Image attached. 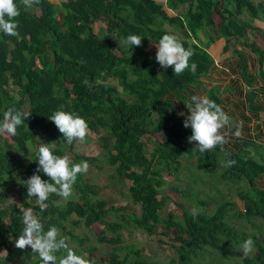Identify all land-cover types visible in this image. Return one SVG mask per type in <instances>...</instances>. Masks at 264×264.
<instances>
[{"label":"trees","instance_id":"16d2710c","mask_svg":"<svg viewBox=\"0 0 264 264\" xmlns=\"http://www.w3.org/2000/svg\"><path fill=\"white\" fill-rule=\"evenodd\" d=\"M14 3L20 6L19 0ZM20 12L16 18L19 35L0 32V119L9 107L29 114L11 136L13 143H0V251L6 252L5 262L11 264L18 255L14 240L24 227L21 207L31 208L45 231L55 226L60 237L76 240L86 256L80 254L90 264H159L125 242L122 232L126 227L170 239L177 254L173 264H201L210 250H241L248 236L237 229L234 219L264 220V188L258 186L264 164L250 157L253 145L247 142L241 151L227 152V143L204 153L195 150V142L187 139L191 129L185 128L183 121L188 114L185 103L197 95L194 88L215 65L209 51L215 42L213 32L226 38V51L234 49L244 58L242 51L250 50L263 68L264 29L254 26L245 15L264 21V0H167L166 4L158 0H40L29 11L20 6ZM164 34L175 35L193 52L189 69L179 76L171 67L164 69L156 62L154 47ZM129 35L140 36L142 45L125 46L123 41ZM192 63L197 65L194 74ZM247 73L248 67H244L252 86L254 78ZM208 98L221 107L219 88L210 89ZM57 110L81 116L88 130L98 135L119 177L131 182L129 191L140 203V215L110 205L83 174L73 185L77 199L67 203L50 194L48 207L41 212L35 198L27 196L25 181L38 164V149H30L37 133L46 144L55 142V155L67 156L70 151L73 164L87 161L92 165L96 160L77 152V141L67 144L48 119ZM195 157L199 170L207 173L219 170L221 163L235 162L226 166L222 179L247 182V190L239 193L244 210L234 201H224L213 212L192 210L197 213L195 218L185 207L180 219L162 216L169 198L164 193L169 184L165 170L174 174L183 167V158ZM13 193L21 205L2 206ZM198 203L208 206L202 200ZM81 224L88 228L101 225L97 241L110 246L111 251L98 254V246L86 245V239L69 229V225ZM251 239V254L242 250L231 253L242 257L240 264H264V240ZM69 246L78 255L80 251ZM24 250L28 264H41L30 247Z\"/></svg>","mask_w":264,"mask_h":264},{"label":"clouds","instance_id":"9594fccd","mask_svg":"<svg viewBox=\"0 0 264 264\" xmlns=\"http://www.w3.org/2000/svg\"><path fill=\"white\" fill-rule=\"evenodd\" d=\"M40 0H19V5L25 11L32 10ZM20 6L14 0H0V32L7 36H18L17 17L21 14ZM125 46L139 47L142 38L138 35H129L123 41ZM156 62L161 68L171 67L174 75L179 76L189 69V59L193 52L186 50L178 38L172 34H164L159 43L156 44ZM197 65L192 63L190 71L194 74ZM188 114L185 116L183 126L191 129L188 142H195V150L204 153L211 151L217 145H224L228 141L226 135L221 131L229 124V117L211 99L204 95H192L190 101L185 103ZM180 115H184L181 113ZM29 114L15 107H9L0 119V135L15 136L18 126L24 124ZM48 119L53 122L62 137L71 145L73 141L83 142L88 134V123L81 116L63 110L55 111ZM234 135L239 137L240 131ZM55 142L42 143L36 153L38 161L36 171L25 181L27 185V196L34 197L41 212L47 209L46 201L50 194L68 199L73 192L79 174H86L89 169L87 161L73 164L68 156L54 154ZM234 161H228L226 166H231ZM38 173H43L49 179L44 180ZM23 212V230L15 240V247L24 250L30 247L32 253L38 255L41 264H90V261L69 246L66 237L59 236V229L51 226L47 231L43 224L33 213L31 208H19ZM194 218L195 211L190 213ZM241 250L248 255L254 250V241L251 238L244 240ZM57 253H63L59 257Z\"/></svg>","mask_w":264,"mask_h":264},{"label":"rangeland","instance_id":"374dc122","mask_svg":"<svg viewBox=\"0 0 264 264\" xmlns=\"http://www.w3.org/2000/svg\"><path fill=\"white\" fill-rule=\"evenodd\" d=\"M158 1L164 4L167 2V0ZM36 10L39 11L37 8ZM245 17L254 26L260 25V27L264 28V21L258 22L253 20L249 14H246ZM213 35L215 42L212 44L210 53L216 60H220L223 58V53L225 52L224 45L227 40L225 37H219V35L215 34L214 32ZM154 48L155 51H157L156 46ZM11 89L16 90L13 88V86H11ZM182 112L184 111L182 110ZM221 131L224 134L226 133V130L222 129ZM232 136H235L234 133H232ZM226 137L228 141L227 144H229L232 139L227 135ZM9 141L11 144L13 143L10 135H0V143L2 145H5L6 142ZM42 143L46 144V141L39 133H37L30 149H38ZM233 147L234 146L229 145L226 148V151L230 152L231 150H234V148L237 151L239 150L237 149L238 147ZM75 150L85 154L86 156H91L96 159L92 165H89L88 172L83 174V176L90 185L95 186L99 190V194L103 199H105L110 205L124 207L127 213L136 215L141 214V206L139 201L134 198L129 191L131 182L119 177L116 172V168L109 161V154L102 148L99 137L96 133L88 130L85 140L83 142H76ZM14 153L18 155L21 154L15 149ZM249 153L250 157L264 164V143H258L253 147H250ZM67 156L69 159L73 158V154L70 151L67 152ZM182 163L183 167L178 171L174 170V174H169L165 170V178L169 184L165 186L164 193L169 196V198L165 200V207L162 212L163 217L174 216L176 219H180L183 213L182 207H185L190 211L201 209L213 212L216 206L224 201H234L239 210H244L245 203L241 199L239 193L242 191L245 192L247 190V182L242 180L234 183L233 181L222 179V174L226 170V166L223 163H221L222 166L219 170H216L212 173L199 170L196 157L191 160L183 158ZM6 178L9 179L8 177ZM258 186L264 188V177L259 180ZM70 199H77L76 191L74 189L72 196L66 200L62 199V202L67 203ZM198 200L208 202V206H202L198 203ZM1 203L4 207H18L21 205V200L17 194L13 193L6 201ZM234 225L237 227V229L245 231L248 238L256 236L262 241L264 240L263 219H254L252 222L234 219ZM69 229H72L74 234L78 235L80 238L86 239V245L98 246V254L103 255L111 251L110 246L101 245L97 241V236L102 229L101 225H96L92 228H88L84 224L76 227L69 225ZM122 235L125 238V242L127 244L135 245L136 247L140 248L146 256L157 261L159 264H173L177 259L173 242L168 238L150 236L143 230H137L132 227H126L123 230ZM67 240L71 246L80 251L78 255L82 254L86 256L85 253H82L83 248L78 245L76 240L70 238H67ZM15 249L18 255L16 258L11 260V264H28L29 260L27 250H20L16 247ZM238 249V247H233L231 251H241ZM231 251L228 250L224 253L210 250V253L205 255L201 260V264H220L221 262L227 264L242 263V257L231 253ZM5 255V251H0V258H2V262L0 264H7L5 262ZM34 255L35 258L38 257V255Z\"/></svg>","mask_w":264,"mask_h":264},{"label":"crops","instance_id":"0c3cea01","mask_svg":"<svg viewBox=\"0 0 264 264\" xmlns=\"http://www.w3.org/2000/svg\"><path fill=\"white\" fill-rule=\"evenodd\" d=\"M50 1L59 3L62 0ZM227 44L228 42L225 43L224 50ZM236 46L238 49L241 48L239 45ZM224 53L220 60L213 57L214 67L208 75L201 79L202 84L195 87L194 92L197 95L208 97L210 89L219 88L220 108L226 115H229V124L223 129L226 130L225 135L232 139L227 147L231 145L238 147V151H241L244 148V142L253 146L264 143V66L260 67L259 57L250 50L242 51L245 59L234 49L225 50ZM244 67H248L247 76L254 78L252 86L248 84ZM237 130L241 135L232 136V133Z\"/></svg>","mask_w":264,"mask_h":264}]
</instances>
